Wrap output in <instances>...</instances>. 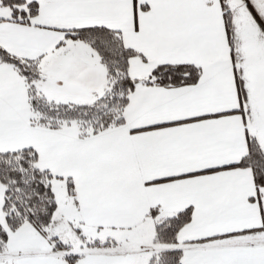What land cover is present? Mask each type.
Here are the masks:
<instances>
[{
    "label": "snow or ice",
    "instance_id": "1",
    "mask_svg": "<svg viewBox=\"0 0 264 264\" xmlns=\"http://www.w3.org/2000/svg\"><path fill=\"white\" fill-rule=\"evenodd\" d=\"M0 264H264V0H0Z\"/></svg>",
    "mask_w": 264,
    "mask_h": 264
}]
</instances>
